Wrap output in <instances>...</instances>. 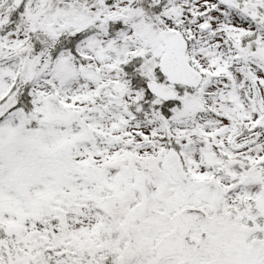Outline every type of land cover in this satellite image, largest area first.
I'll list each match as a JSON object with an SVG mask.
<instances>
[{"label": "snow or ice", "instance_id": "obj_1", "mask_svg": "<svg viewBox=\"0 0 264 264\" xmlns=\"http://www.w3.org/2000/svg\"><path fill=\"white\" fill-rule=\"evenodd\" d=\"M0 264H264V0H0Z\"/></svg>", "mask_w": 264, "mask_h": 264}]
</instances>
